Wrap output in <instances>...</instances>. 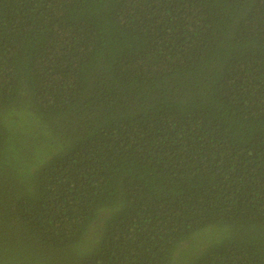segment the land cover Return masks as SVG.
I'll use <instances>...</instances> for the list:
<instances>
[{
  "label": "trees",
  "instance_id": "obj_1",
  "mask_svg": "<svg viewBox=\"0 0 264 264\" xmlns=\"http://www.w3.org/2000/svg\"><path fill=\"white\" fill-rule=\"evenodd\" d=\"M0 264H264V0H0Z\"/></svg>",
  "mask_w": 264,
  "mask_h": 264
}]
</instances>
